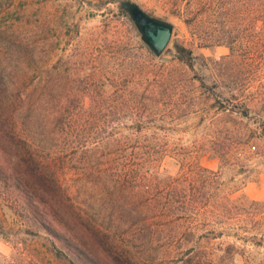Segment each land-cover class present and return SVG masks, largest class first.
<instances>
[{
	"label": "rangeland",
	"instance_id": "obj_1",
	"mask_svg": "<svg viewBox=\"0 0 264 264\" xmlns=\"http://www.w3.org/2000/svg\"><path fill=\"white\" fill-rule=\"evenodd\" d=\"M134 1L174 25L159 58L116 0H0V74L51 94L57 122L76 123L64 142L76 137L80 153L112 159L107 172L92 165L94 176L58 173L86 217L116 229L114 253L126 263L264 264V38L240 48L263 62L252 74L242 50L231 56L214 39L264 36V22L197 13L189 25L187 0ZM176 46L193 52L192 68ZM35 124L55 158L59 127ZM0 264L83 263L0 183Z\"/></svg>",
	"mask_w": 264,
	"mask_h": 264
},
{
	"label": "trees",
	"instance_id": "obj_2",
	"mask_svg": "<svg viewBox=\"0 0 264 264\" xmlns=\"http://www.w3.org/2000/svg\"><path fill=\"white\" fill-rule=\"evenodd\" d=\"M184 10L188 15L185 21L189 25L196 23L197 13L220 17L256 14L258 19L264 22V0H187ZM263 38L261 32H251L230 33L226 37L214 39L217 44L227 45L231 56H234L235 49L240 50L243 41L255 46L258 44L256 41ZM241 50L247 74L254 73L261 64L263 65V62L255 60L256 54L252 48ZM176 51L178 59L192 68L195 60L193 52L180 46H176ZM230 77L233 84L238 85L246 81L238 75ZM50 103V93H38L28 88L24 79L0 74V183L20 193L33 218L83 264H129L125 262L122 254L114 253V248H117L113 238L116 229L104 227L98 220L86 217L82 203L69 193L71 185L63 186L58 173V170L61 172L69 169L76 172L73 173L76 177L87 174L94 176V169H90L92 165L97 164L99 173L107 172L104 169L112 167V159L104 156L103 152L98 158L94 157L93 153H80L79 147H76V137L71 142L68 139L67 145V142H64L66 132L70 133L72 125L76 131V123L57 122ZM36 122H55V126L59 127L55 132L60 136L54 135V138H51L56 141L54 147L59 149L55 151V158L45 156L42 145L47 141L38 136L39 127ZM33 125L37 126V129H33ZM45 128L46 126H42L40 132H45ZM65 145L72 147V154L68 157L64 156ZM102 147L106 148L103 144L97 149ZM52 159L62 170L57 166L50 170V163L45 166ZM203 171L208 173L207 170ZM125 184L126 180L122 181V178L114 182V189L120 187L121 190L119 198L125 196L121 194L127 189ZM114 194L108 195L113 196L110 198L112 202L115 200ZM117 202L119 199L114 205H117Z\"/></svg>",
	"mask_w": 264,
	"mask_h": 264
},
{
	"label": "water",
	"instance_id": "obj_3",
	"mask_svg": "<svg viewBox=\"0 0 264 264\" xmlns=\"http://www.w3.org/2000/svg\"><path fill=\"white\" fill-rule=\"evenodd\" d=\"M116 1L118 11L129 16L142 42L156 58H159L170 43L174 30L173 23L150 14L134 0Z\"/></svg>",
	"mask_w": 264,
	"mask_h": 264
}]
</instances>
